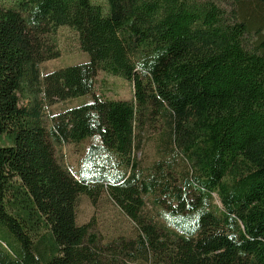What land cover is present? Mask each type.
I'll list each match as a JSON object with an SVG mask.
<instances>
[{"label":"trees","instance_id":"obj_1","mask_svg":"<svg viewBox=\"0 0 264 264\" xmlns=\"http://www.w3.org/2000/svg\"><path fill=\"white\" fill-rule=\"evenodd\" d=\"M10 1L0 7V264H264V0ZM63 27L89 60L42 75ZM99 72L129 82L132 99L95 95ZM86 96L45 128V107ZM145 129L165 157L143 171ZM84 142L76 178L54 150ZM102 193L132 237L101 243L77 223L79 196L94 204ZM151 200L170 221L147 216Z\"/></svg>","mask_w":264,"mask_h":264},{"label":"rangeland","instance_id":"obj_2","mask_svg":"<svg viewBox=\"0 0 264 264\" xmlns=\"http://www.w3.org/2000/svg\"><path fill=\"white\" fill-rule=\"evenodd\" d=\"M93 3L105 8V0H91ZM10 0H0V7L11 6ZM56 48L60 56L48 62L39 65L41 74L64 68L68 65L81 64L88 62L89 58L80 51L77 35L69 28H59L55 35ZM94 94L105 99L112 100H131L132 87L129 82L123 81L117 77L99 72L96 77ZM90 96L70 100L66 102H56L51 106L43 109V122L45 128L50 126V117L65 109L79 104H84L90 100ZM158 134L155 131L145 129L139 136V151L136 153L138 166L141 170L148 169L156 160L165 157V153L158 146ZM2 142V139H0ZM88 142L78 145H62L56 147L55 158L67 168L76 178L80 169L81 160L85 155ZM102 164V163H101ZM176 173L181 172V163H173ZM106 179H111L112 169L106 166ZM110 171V172H109ZM120 171V170H119ZM147 216L152 218L156 223L168 222V216L163 208L155 207L152 200L146 205ZM76 219L79 225L91 224L93 232L98 236L101 243H107L117 237L130 238L133 236L132 223L120 212V210L110 202L105 193L97 197L93 204L85 196H79L76 211ZM1 240H5L0 236Z\"/></svg>","mask_w":264,"mask_h":264}]
</instances>
